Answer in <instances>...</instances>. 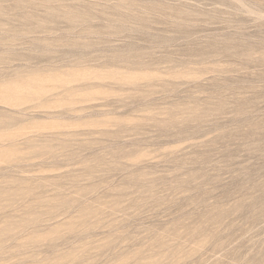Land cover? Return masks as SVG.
<instances>
[{"label":"rangeland","instance_id":"374dc122","mask_svg":"<svg viewBox=\"0 0 264 264\" xmlns=\"http://www.w3.org/2000/svg\"><path fill=\"white\" fill-rule=\"evenodd\" d=\"M0 264H264V0H0Z\"/></svg>","mask_w":264,"mask_h":264}]
</instances>
